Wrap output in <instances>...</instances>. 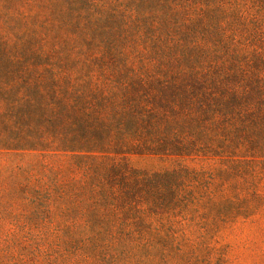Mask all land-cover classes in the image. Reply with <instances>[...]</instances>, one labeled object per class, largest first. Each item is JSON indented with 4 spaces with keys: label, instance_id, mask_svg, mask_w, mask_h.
Wrapping results in <instances>:
<instances>
[{
    "label": "trees",
    "instance_id": "obj_1",
    "mask_svg": "<svg viewBox=\"0 0 264 264\" xmlns=\"http://www.w3.org/2000/svg\"><path fill=\"white\" fill-rule=\"evenodd\" d=\"M44 1L0 0V147L43 155L0 264H227L220 233L264 208V0Z\"/></svg>",
    "mask_w": 264,
    "mask_h": 264
},
{
    "label": "rangeland",
    "instance_id": "obj_2",
    "mask_svg": "<svg viewBox=\"0 0 264 264\" xmlns=\"http://www.w3.org/2000/svg\"><path fill=\"white\" fill-rule=\"evenodd\" d=\"M32 1L23 0V2L27 3L26 7L28 9L51 15L48 2L44 0ZM62 147V143L55 145L56 150ZM56 155L58 157H46L47 160L53 161L56 167H63L65 163L67 164L72 160L70 153L63 154L59 150ZM42 158L43 155H40L35 150L6 149L0 147V211L12 205L13 199L10 197L17 191V188L29 187L28 182L25 180V174L18 166L27 168L30 164L36 163ZM124 160L131 167L146 171H156L171 163V160L165 157L141 154L126 155ZM173 160H176V158ZM180 161L196 167L206 164L215 165L213 159L198 158L192 160L184 158ZM257 165L264 167V162ZM255 187H261V191L264 193V175H262L259 183L256 181ZM15 205L21 208L23 204L21 200H18L15 202ZM220 242L221 250L228 258L227 264H264V208L260 209L251 221L246 223L240 221L233 227H227L222 230L220 233Z\"/></svg>",
    "mask_w": 264,
    "mask_h": 264
}]
</instances>
